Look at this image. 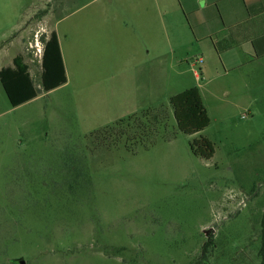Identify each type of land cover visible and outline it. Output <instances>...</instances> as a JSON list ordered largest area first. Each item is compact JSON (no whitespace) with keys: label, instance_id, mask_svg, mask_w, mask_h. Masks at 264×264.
I'll use <instances>...</instances> for the list:
<instances>
[{"label":"rangeland","instance_id":"obj_1","mask_svg":"<svg viewBox=\"0 0 264 264\" xmlns=\"http://www.w3.org/2000/svg\"><path fill=\"white\" fill-rule=\"evenodd\" d=\"M84 5L123 14L126 0H0V54L16 36L0 69L23 56L40 91L14 108L0 82V264H262L264 59L227 76L215 59L214 79L203 76L199 49L177 39L178 0H158L157 94L124 103L119 73L45 93L29 44L42 28L63 37L73 17L60 19ZM194 86L211 123L188 135L170 99ZM162 104L170 141L163 134L129 149L91 136ZM202 138L211 159L191 149Z\"/></svg>","mask_w":264,"mask_h":264},{"label":"crops","instance_id":"obj_2","mask_svg":"<svg viewBox=\"0 0 264 264\" xmlns=\"http://www.w3.org/2000/svg\"><path fill=\"white\" fill-rule=\"evenodd\" d=\"M178 2L180 10L176 16L182 18V23L177 39L183 45L199 49L207 62L201 67L203 76L213 77L214 70L218 72V67L208 66L209 61L215 59L220 60L224 76L242 69L248 63L264 59V0ZM157 5L158 0H126L123 14L104 10L101 15L88 11V6L84 5L60 19L61 22L69 16L73 17L63 37L50 27L51 32H56L60 44L66 84L70 78L81 85L84 79L93 77L95 73H119L117 94L124 103L147 100L148 96L157 94ZM82 11L87 12L79 15ZM1 38L4 39L5 35ZM15 45L16 36L14 41L1 46L0 62L4 59L3 53H8L9 46L13 48ZM196 78L200 79L199 73H196ZM194 87L201 92L200 86ZM111 89L114 91V88Z\"/></svg>","mask_w":264,"mask_h":264},{"label":"trees","instance_id":"obj_3","mask_svg":"<svg viewBox=\"0 0 264 264\" xmlns=\"http://www.w3.org/2000/svg\"><path fill=\"white\" fill-rule=\"evenodd\" d=\"M43 41L45 42V51L40 79L43 92L49 93L65 85L67 77L56 32H51L48 39L43 38ZM0 82L14 108L36 99L40 93L33 80L30 67L21 55L14 58L12 66L0 70ZM170 107L177 129L184 134H199L211 123L208 109L198 87H192L171 97ZM169 109L168 106L162 104L156 109L144 110L139 115L126 121H120L111 127H105L91 136H95L96 139L104 137L106 141L109 138L113 145L125 142L129 149L138 142L149 141L144 143L145 148L148 149L156 144V137L159 138L163 134L161 139L164 141L175 138V133L168 131V123L171 118ZM166 133H169L167 137ZM113 137H118V139ZM152 138H154V142L151 141ZM191 149L195 155L205 159H211L215 154L212 142L206 138L194 141L191 144ZM261 239L260 255L262 264H264V217Z\"/></svg>","mask_w":264,"mask_h":264},{"label":"built area","instance_id":"obj_4","mask_svg":"<svg viewBox=\"0 0 264 264\" xmlns=\"http://www.w3.org/2000/svg\"><path fill=\"white\" fill-rule=\"evenodd\" d=\"M47 30L40 29L34 35L33 41L29 44L28 52L32 55L33 61L37 62L39 65L42 64V59L45 51V42L43 41V37L48 39L49 36H45L47 34ZM200 63L202 59L199 60Z\"/></svg>","mask_w":264,"mask_h":264},{"label":"flooded vegetation","instance_id":"obj_5","mask_svg":"<svg viewBox=\"0 0 264 264\" xmlns=\"http://www.w3.org/2000/svg\"><path fill=\"white\" fill-rule=\"evenodd\" d=\"M75 175H76V173H73V172H71V182H70V186H74V183H75ZM19 261L20 260H17V263L19 264Z\"/></svg>","mask_w":264,"mask_h":264},{"label":"water","instance_id":"obj_6","mask_svg":"<svg viewBox=\"0 0 264 264\" xmlns=\"http://www.w3.org/2000/svg\"><path fill=\"white\" fill-rule=\"evenodd\" d=\"M19 264H25V262L23 260H20Z\"/></svg>","mask_w":264,"mask_h":264}]
</instances>
